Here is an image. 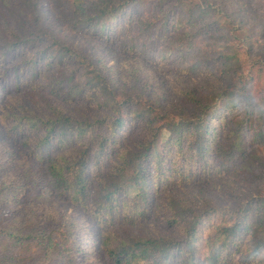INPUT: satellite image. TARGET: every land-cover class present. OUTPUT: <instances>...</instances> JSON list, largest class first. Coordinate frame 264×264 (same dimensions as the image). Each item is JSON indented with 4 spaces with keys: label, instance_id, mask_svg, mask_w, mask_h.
<instances>
[{
    "label": "rangeland",
    "instance_id": "374dc122",
    "mask_svg": "<svg viewBox=\"0 0 264 264\" xmlns=\"http://www.w3.org/2000/svg\"><path fill=\"white\" fill-rule=\"evenodd\" d=\"M195 1L202 7L208 4L230 15L235 21L234 39L230 36L226 42V37L222 36L225 35L224 32L222 34L210 31L209 28H199L198 24L203 23V20L212 19L210 15L197 18L198 12L194 13L192 17L197 19V25H189L192 23L188 18L190 5L183 4L181 9L175 8L176 0H140L138 4L125 9L117 20L111 21H117V25L114 23L115 26L113 25L111 30L100 29V32H97L98 28L94 26V22L84 26L74 25L68 0L60 3L54 0H0V41L2 25L8 19L12 21L11 25L17 26L23 22L30 27L32 33L28 37L32 40L29 42V53L45 49L47 40L54 37L77 55L76 58L57 62L47 74H36L27 86L22 84L14 87V75L7 73L3 78L0 69V187H16L12 197L8 200L0 199V230L21 224L27 225L25 229L39 226L44 233L48 219L62 224L59 228L65 233L67 230L64 226L70 223L73 225L69 227V239L66 241L69 236L67 232L61 242L64 245L66 241L71 251L65 250L58 255L43 258L44 263L114 264L101 244L96 219L83 209L82 205L73 202V199L56 194L45 174L42 161L33 155L32 149L42 131L38 125L29 128L32 123L24 120L27 137L20 135L21 129L15 128V122L18 121L16 116L45 120L61 111L62 114L76 119L93 121L102 119L105 114H111L113 102L122 104L123 100L130 97L128 103L120 108L119 116L126 124L114 140L116 147L128 150L134 149L133 145L146 136L143 117H133L137 109L143 108L139 107L140 105L152 104L159 113L175 109L189 110L191 99L194 97L207 101L215 97L217 100V93L223 92L222 97L231 98L230 90L236 85L244 84H247V96H257L259 80L253 68L264 65V0ZM131 17L149 24L150 32L145 33V29L135 23L126 26ZM177 39H188L194 47L181 56L178 45L174 43ZM226 43L230 46L221 53L237 56L238 68L218 76L207 75V64L202 62L209 60L216 54L217 48ZM245 43L247 49H250L246 59L242 56L244 48H241V45L246 46ZM33 47H36V50H33ZM9 58V53L0 56L1 61H8ZM44 63L46 60L40 59L38 66ZM84 69H94L102 76L107 75L112 80L111 93L103 91L104 93L95 94L92 87L81 91L78 83L84 88L81 79ZM211 90L216 92L210 94ZM110 94L114 96L113 101ZM219 99L218 97V101ZM227 118H231V112ZM253 119L254 116L246 118L247 130L240 138V150L235 159L236 168L233 166L230 170L218 169L216 161L213 170L217 171L213 174L193 178V173L189 172L178 182L175 179L171 184L163 181L157 190H152L145 197L141 211L143 215L148 213V216L134 217L133 223L118 225L121 228H116L117 233L121 234V229H127L137 237L151 234L171 235L178 239L179 227L167 226L162 208L166 201L165 195L192 207L211 206L212 209L238 210L247 202L249 196L263 190L264 145L252 143ZM167 137V132L163 131L160 146ZM222 139L223 134L219 142H223ZM77 149V145L68 147L64 149L63 154L68 157ZM174 152V148L168 145L161 151L164 170L170 171L173 161L178 159L177 156L174 157ZM149 159L151 157L147 161ZM112 161L113 159L107 156L101 169L89 171L91 180L96 182L92 185L91 199L95 198L96 190L101 189V183L98 181L104 180L106 168L112 165ZM147 161L145 180H155L153 166L147 164ZM146 187L150 191L152 184L147 182ZM137 191L135 187L127 184L121 195L127 201L134 200ZM154 192H157L156 197ZM146 205L151 206L149 211L156 206L154 212L150 214V206ZM129 210L132 211V208L129 207ZM161 210L162 214L158 215ZM50 226L54 229L58 227L54 223ZM197 244L202 247L201 242ZM6 248L7 243L0 238V253ZM28 250L23 248L18 252L23 257L32 253V259L21 262L16 257L14 262L9 264H42L36 260L37 257L40 258L39 250ZM201 253L202 248H198L193 264H201ZM181 256L176 255V258L170 259L169 264H182L178 262ZM255 261L256 258L251 262L250 259L241 260L235 256L225 264H257ZM259 264H264V261Z\"/></svg>",
    "mask_w": 264,
    "mask_h": 264
},
{
    "label": "trees",
    "instance_id": "16d2710c",
    "mask_svg": "<svg viewBox=\"0 0 264 264\" xmlns=\"http://www.w3.org/2000/svg\"><path fill=\"white\" fill-rule=\"evenodd\" d=\"M54 1L63 2V0ZM68 1H70V15L74 25L84 26L94 22V26L98 28L97 32H100V29L111 30L114 23L117 25V21L112 23V20H117L116 18L125 9L140 2V0ZM183 4L190 5L188 18L192 23L189 25L193 23L197 25L195 22L197 19L194 18L195 16L192 17L194 13L198 12L197 18L201 15L202 17L210 15L212 19L203 20L198 27L209 28L210 31L222 34L224 32L225 35L222 36L226 37V42L230 36L234 39L235 21L230 15H226L225 11L208 4L202 7L195 0H176L174 7L181 9ZM128 22L126 26L135 23L145 29V33L150 32L149 24L143 21L131 17ZM11 24L12 21L7 19L2 25L0 56L9 53L10 58L8 61L0 60V69L3 78L8 75L7 73L14 75V87L22 84L27 86L36 74H47L57 62L76 58L77 55L68 46L55 40L54 37L47 40L45 49L29 53V42L32 40L28 37L32 33L30 27L23 22L17 26ZM179 39L174 40V43L178 45L179 54L184 56L194 44L188 39ZM245 44L246 46L241 45V48H244L242 53L244 59L247 58V52H250L247 43ZM229 46L228 43L221 44L215 55L202 62L207 64L205 67L207 75L218 76L238 68L237 56L221 53ZM33 50H36V47H33ZM40 59L46 60L42 66H38ZM237 64L239 65V62ZM253 71L259 80L256 97L246 95L247 84H244L236 85L230 90L231 98L227 96L223 98L221 96L223 92L217 93V100L215 97L211 101L194 97L191 99L192 105L189 110L175 109L159 113L152 104L140 105L139 107L143 108L137 109L133 117H143L146 136L133 145L134 149L116 147L114 141L126 124V121L119 116L120 108L128 103L130 97L123 100L122 104L113 102L111 114L103 115L102 119L93 121L76 119L60 111L45 120L16 116L15 119L18 121L15 122V128H20L19 134L27 137L24 120L32 123L28 126L31 129L34 125H38L42 134L32 149L33 155L42 161L45 174L56 194L73 199V202L82 205L83 209L96 219L101 244L114 264H169L170 259L176 258V255H182L179 263L193 264L196 259L194 254L198 248H202L201 264H225L235 256L241 260L250 259L251 262L256 258L255 263L259 264L264 261V187L259 193L249 196L247 202L238 210L212 209L211 206L192 207L165 195L166 201L162 208L167 226L179 227L178 239L171 235L151 234L137 237L130 234L127 229H121V234L116 230L121 228L118 225L133 223L134 217L148 216V213L143 215L141 211L145 197L152 190H157L163 181L166 184H171L174 179L178 182L189 172L193 173V178L213 174L217 171L213 170L216 161H218V169L230 170L235 166V159L240 150V138L247 130L248 116H254L252 143L264 145V65L254 67ZM81 79L84 87L82 88L78 83L81 91L92 87L95 94L104 93L103 91L111 93L112 80L107 75L102 76L94 69H84ZM215 92L216 90H211L210 94ZM110 95L113 101L114 96ZM229 112L231 118L228 119ZM163 131L167 132L168 137L160 146ZM222 134L223 142H219ZM75 145L78 149L70 156H64V149ZM167 145L174 148V157H178L173 161L170 171L163 169L161 160V151ZM107 156L113 159L112 165L106 168L104 180L98 181L102 187L96 190L95 198L91 199L92 185L96 182L91 180L89 171L101 169L104 166L103 160H106ZM150 157L151 159L147 161ZM146 161L153 166L155 180L153 178L151 181L145 180ZM151 176L153 177V174ZM147 182L152 184L150 191L146 187ZM127 184L138 190L134 200L127 201L121 195ZM15 189L16 187L10 185L0 187V199L8 200L13 196L12 192ZM156 195L157 192H154V197ZM37 198L39 199L40 195ZM155 208L156 206H153L152 211H149L150 206L149 213H153ZM161 214L162 210L158 215ZM53 223L58 226L56 229L50 226ZM60 225L53 219H48L44 233L39 226L25 229L27 225L21 224L0 230V238L8 245V248L0 253V264L12 263L16 257L21 262L32 259V253L25 257L19 254L18 251L23 248L25 251L29 249L28 252L38 249L41 259L37 257L36 260L41 261L42 264H46L44 259L48 257L58 255L65 250L71 251L66 241L70 237L69 227L73 225L70 223L64 226L69 234L64 245L61 242L67 232H62ZM198 242H201L202 247L197 244Z\"/></svg>",
    "mask_w": 264,
    "mask_h": 264
}]
</instances>
